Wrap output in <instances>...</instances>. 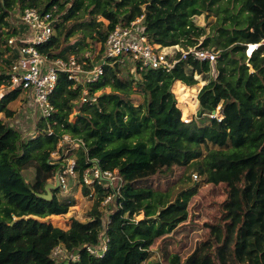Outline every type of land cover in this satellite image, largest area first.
Listing matches in <instances>:
<instances>
[{"label":"trees","instance_id":"trees-1","mask_svg":"<svg viewBox=\"0 0 264 264\" xmlns=\"http://www.w3.org/2000/svg\"><path fill=\"white\" fill-rule=\"evenodd\" d=\"M216 1L0 0V28L6 27V40L0 39L7 44L19 14L26 7H36L63 18L56 23L52 40L39 46L54 56L67 58L69 46L61 48L66 21L85 14L109 21L95 41L104 42L118 22L143 16L153 43L187 48L199 44L194 38V17L213 11ZM238 3L241 10L233 14V26L218 23L217 42L207 37L201 44L209 48L217 43L221 49L216 77L211 75L209 60L193 56L181 59L169 71L138 68L135 77L130 58L119 57L104 65L98 81L88 84L90 95L102 91L96 101L83 102L84 86H75L76 81L62 73L49 97L54 110L37 120L35 137L11 123L14 110L8 104L22 91L0 92V113L10 119L0 117V264H164L151 258L150 247L188 218L187 199L193 192L171 197L176 185L191 180L194 171L208 183L230 186L226 222L208 224L211 239L186 256L172 252L169 264H264V0ZM255 44L259 46L249 53ZM248 45L251 55L246 53ZM5 63L0 88L10 85L12 60L5 58ZM196 75L207 82L200 85ZM133 85L144 96L139 105L133 102ZM108 87L110 91H105ZM75 107L80 111L72 121ZM65 134L77 147H59ZM66 149L75 150L81 183L84 171L96 162L103 168H118L124 179L106 214L101 202L110 189L96 184L90 218L73 219L68 229L56 224L65 221L59 215L73 204L59 199L56 192L61 186L52 190L51 200L38 195L63 170L65 158L73 156ZM54 151L60 153L57 159L52 157ZM178 169L183 174L168 187L149 182L171 177ZM31 170L34 176L29 180ZM82 190L90 196L88 185ZM105 238L108 248L103 256L89 251V246L98 247ZM57 245L68 253L65 259L54 255Z\"/></svg>","mask_w":264,"mask_h":264},{"label":"built area","instance_id":"built-area-1","mask_svg":"<svg viewBox=\"0 0 264 264\" xmlns=\"http://www.w3.org/2000/svg\"><path fill=\"white\" fill-rule=\"evenodd\" d=\"M61 20V15H54L52 10L26 7L19 14L12 28L13 33L7 37L9 52L13 56L9 73L10 85L8 86L12 90L19 89L24 92L30 98L29 105L40 112L41 117H49L54 110L49 97L58 85L62 73L76 82L90 84L100 79L104 73L105 64L119 57L130 58L133 63L132 69L164 68L167 71L181 59H187L190 56L199 60H209L212 65L218 59L217 52L201 44L185 48L179 44L164 46L160 43H153L145 32L143 16L130 22L127 20L118 22L108 32L105 41H99L100 48L94 57L86 54L85 59L80 61L74 56L69 58L54 56L43 51L39 46L52 40L56 31V23ZM255 45L259 46V44ZM94 59L97 63H94ZM84 94L83 102L96 101V97L88 96L87 91ZM66 141H70L74 146L72 137L65 134L59 142V147ZM58 153L54 151L52 157L57 159L55 155ZM63 163H65L63 170H59L56 174L59 177L60 186L65 188L68 186V177L77 176L76 158L67 157ZM81 184L82 187L86 184L91 188V196L95 194L96 184L110 189L101 202L103 207L115 204L116 196L120 194L124 185V179L118 168H103L96 162L84 171ZM107 242L108 239L105 238L98 247L89 246L88 249L97 256H103L108 248ZM64 250L62 245H57L54 255Z\"/></svg>","mask_w":264,"mask_h":264},{"label":"rangeland","instance_id":"rangeland-1","mask_svg":"<svg viewBox=\"0 0 264 264\" xmlns=\"http://www.w3.org/2000/svg\"><path fill=\"white\" fill-rule=\"evenodd\" d=\"M240 7L241 5L238 3V0L216 1L215 5L213 6V11H205L202 14H198L194 17L195 23L193 25V29L197 32L196 35H194V38L198 39L199 44H202L207 37H212V42H217L215 38H217L216 36H219L220 32L219 27H215V25L220 23L224 26L231 25L232 27V24L234 23V20L232 19V17L234 16L233 14L240 11ZM224 17H226V19H224ZM108 23L109 21L105 17L98 14H85L79 19L66 21L67 27L64 36L62 37L61 48H63L64 46H69V49H66L65 51V55L67 56V58L74 56L80 61H83L86 54H90L92 57H94L100 48L99 41H95L94 37L98 38L100 36V31L103 30L104 26ZM5 31L6 27L0 28V37L2 36L1 38H4V40H6L4 35ZM56 33L57 32L55 31V34ZM7 46L8 44L2 42V40L0 39V48L3 49L2 53H0V71L2 70V67L7 68L5 58H9L12 60L13 57L9 52V48ZM252 48L255 49V47L251 46L249 53L252 52ZM209 49L217 52L218 57L220 56L221 49H219V45L217 43H215L212 47L209 46ZM248 49L249 46L246 49V53L249 55ZM94 63H97L96 59H94ZM216 64L217 61L212 65L211 75L213 77H216L218 74ZM131 72L135 73L136 69H132ZM136 76H138L137 73H135V77ZM196 77H198L200 85H204L207 82L206 80H203V77H201L200 75H196ZM76 83L77 84L75 86L79 84H82L84 86L83 94L81 95V99H83L85 96L84 93H86V91L87 93H90L88 84H85L84 82ZM11 90L12 88L8 85H2L0 88V92L2 93H7ZM133 90L135 91L132 94L133 102L136 105H139L144 101L143 93L135 85H133ZM105 91H110V88H106ZM101 92L102 91H96L93 93V96L97 97ZM87 95L90 96V94ZM175 96L177 99V103H179V98L176 93ZM29 99L30 98L24 92H22L17 99L8 104V107L14 110V118H11V123L25 135L35 137V135L37 134L35 132L37 130L35 129L36 122L41 117V114L34 108L33 110L28 109ZM80 107L74 108L73 112L70 114V120H76L77 114L80 111ZM198 109L199 100L197 95L193 114L194 121L196 120ZM216 115L220 116L218 112L216 113ZM0 117L5 118L6 120H10L9 118L5 117L3 113H0ZM64 144L66 146L71 145L70 141H66L64 142ZM73 144L74 147H77V144L75 142ZM66 152H72L73 156L70 157H73L75 159V150L68 151V149H66ZM55 156L59 157L60 153H58V155L56 154ZM183 172V169H178L171 177H154L150 179L149 182L154 186H161L165 188L174 184L176 180H178L179 177L183 174ZM196 174H198L199 176L196 177ZM33 176L34 171L31 170L27 174V178L31 180ZM54 180L55 178L51 181ZM67 183V187L64 188L61 186V188H59L56 192L61 201L73 200V204L70 206L69 211L65 214L59 215L65 221L56 223L64 229H68L71 226L73 219L86 220L90 218L88 214L95 205V197L91 195H84L82 184L78 180L77 176H69L67 179ZM188 192H193L190 198L187 199V201L189 202L188 218L184 222H182L175 230L167 232L154 240L153 244L150 247L152 251V259L158 258L164 264H169L168 258L170 254H172V252L180 251V253L186 256L196 247L197 244L211 239L210 228L208 227V224H217L219 222L224 224V222H226L224 221L225 203L229 199L230 193V186L228 184L222 183L219 185H214L212 183H208L204 180L203 175L199 174L198 171H194L192 173L191 180L176 185L173 190L171 199L174 200L177 197L181 198L185 193ZM101 209L103 210V212H105V214L106 212L110 211V209H108V206H103L101 207ZM139 217L142 216L140 215ZM52 221L55 224V221ZM214 245L217 246V243H214ZM60 254L64 259L68 255L65 250Z\"/></svg>","mask_w":264,"mask_h":264},{"label":"water","instance_id":"water-1","mask_svg":"<svg viewBox=\"0 0 264 264\" xmlns=\"http://www.w3.org/2000/svg\"><path fill=\"white\" fill-rule=\"evenodd\" d=\"M249 46V45H248ZM216 112V111H215ZM60 187V180L58 175H55L54 181H49L45 185V193H38V195L42 198H45L47 200H51L53 198V189H57ZM52 216V215H51ZM51 216H48L45 218V221L49 222L51 219Z\"/></svg>","mask_w":264,"mask_h":264},{"label":"bare ground","instance_id":"bare-ground-1","mask_svg":"<svg viewBox=\"0 0 264 264\" xmlns=\"http://www.w3.org/2000/svg\"><path fill=\"white\" fill-rule=\"evenodd\" d=\"M249 45H251V44H249ZM257 48V46L255 45V49Z\"/></svg>","mask_w":264,"mask_h":264}]
</instances>
